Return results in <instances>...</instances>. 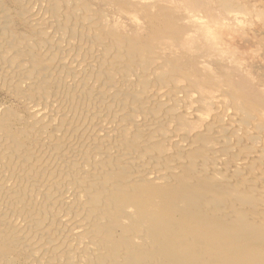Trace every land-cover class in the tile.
Segmentation results:
<instances>
[{
    "label": "bare ground",
    "instance_id": "bare-ground-1",
    "mask_svg": "<svg viewBox=\"0 0 264 264\" xmlns=\"http://www.w3.org/2000/svg\"><path fill=\"white\" fill-rule=\"evenodd\" d=\"M166 2L205 19L0 0V88L26 109L0 104V264H264V83L208 32L246 10ZM110 4L174 53L120 33Z\"/></svg>",
    "mask_w": 264,
    "mask_h": 264
},
{
    "label": "rangeland",
    "instance_id": "rangeland-1",
    "mask_svg": "<svg viewBox=\"0 0 264 264\" xmlns=\"http://www.w3.org/2000/svg\"><path fill=\"white\" fill-rule=\"evenodd\" d=\"M87 1L93 5L94 11L96 8L102 7L99 4L100 0ZM232 1L237 2L246 12H242L241 14H230L231 18H236V22L234 25L229 23V26H226L228 30H225L224 26L212 25V27L208 29V32L211 33L210 39L212 38V42L216 44V47L218 46L220 57H229L233 52L234 57H238V60L241 62L242 70L251 73L255 80H261L264 83V45L258 42L259 38L264 36V21L255 14L259 10H264V0ZM130 5L137 6L138 8L146 5L151 8V14L157 12V7L155 5L169 8L174 12V19L177 18L175 26L184 29L187 26L189 27L186 21L187 19L192 16L193 21L195 17H201L202 15V12L198 11L197 6H192L189 10H185V7L178 8L176 4H169L166 0H130ZM107 7L111 10L110 12L113 13L111 19H114L116 27L124 36L137 39L140 38L139 35L150 37V45L157 47L156 50L159 53L165 55H172L174 53V50H161L163 47L165 48L168 44H171L168 40L153 39L152 35L146 30V24L149 23L150 25V21L144 12L136 11L130 14L111 4ZM248 9H250L251 12H249ZM12 14L14 13L12 12ZM201 19H205V17H201ZM196 23L199 22L196 21ZM197 25L198 24H195L193 26L195 32H198L199 29ZM199 25L201 28L207 27L205 24L199 23ZM234 28H236L237 31L231 32V29ZM133 31H136V33ZM136 34L139 35L135 37ZM18 35L27 37L32 35L26 23H22ZM0 104L4 105L6 108L18 111L21 115H25L26 109L24 105L5 88H0Z\"/></svg>",
    "mask_w": 264,
    "mask_h": 264
}]
</instances>
